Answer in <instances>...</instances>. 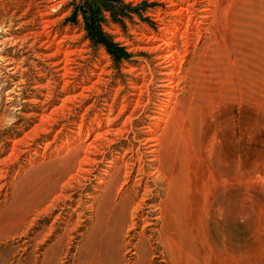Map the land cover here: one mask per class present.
I'll return each instance as SVG.
<instances>
[{"label":"rangeland","instance_id":"rangeland-1","mask_svg":"<svg viewBox=\"0 0 264 264\" xmlns=\"http://www.w3.org/2000/svg\"><path fill=\"white\" fill-rule=\"evenodd\" d=\"M0 264H264V0H0Z\"/></svg>","mask_w":264,"mask_h":264},{"label":"bare ground","instance_id":"bare-ground-1","mask_svg":"<svg viewBox=\"0 0 264 264\" xmlns=\"http://www.w3.org/2000/svg\"><path fill=\"white\" fill-rule=\"evenodd\" d=\"M62 177H65V176H62ZM60 180H61V178H60ZM58 185H57V189H58ZM114 190H113V185L110 186V187H108L105 190V192H104V194L102 196L103 197V200H102L103 203L101 204V207L103 209H105L107 212H109L110 215L111 214L116 215V217H117V219H118L119 222H123V218H127V216H129V215H133L136 212V210H137V208H138L139 205H137L136 200H135V197H133L130 192H126V193H123V201L121 202V205L116 206L115 203H114V201H113V197L117 193ZM54 192H55V185L52 186V187H50L49 190H48V192L45 195H43L42 197L39 198L38 205H41L44 202H46L47 199H49ZM172 208L173 209H171L172 210L171 212L174 215V211H175V208H176V206L174 205V202L172 204ZM173 217L175 219V215Z\"/></svg>","mask_w":264,"mask_h":264},{"label":"crops","instance_id":"crops-1","mask_svg":"<svg viewBox=\"0 0 264 264\" xmlns=\"http://www.w3.org/2000/svg\"><path fill=\"white\" fill-rule=\"evenodd\" d=\"M182 182H179V194L176 198V201H174V205L176 206L175 211H174V215H175V219L179 220L181 215H182V211H183V207H184V202L186 199L185 193L183 191V184ZM177 202V203H176ZM181 203V204H180ZM177 217V218H176Z\"/></svg>","mask_w":264,"mask_h":264},{"label":"trees","instance_id":"trees-1","mask_svg":"<svg viewBox=\"0 0 264 264\" xmlns=\"http://www.w3.org/2000/svg\"><path fill=\"white\" fill-rule=\"evenodd\" d=\"M85 20L87 21V24L90 26V19L88 17H85ZM87 26V28L89 27ZM93 27V26H92ZM91 28V27H89ZM88 30V29H87ZM97 32V36L100 37V42L104 44V46H106V48L111 52V49H114V45L112 44L111 41H107L106 36L103 34L102 30H100V28L96 31ZM93 31H90V34H92Z\"/></svg>","mask_w":264,"mask_h":264}]
</instances>
